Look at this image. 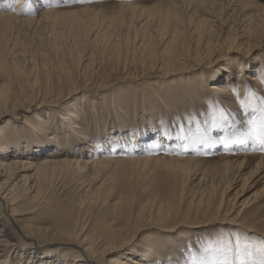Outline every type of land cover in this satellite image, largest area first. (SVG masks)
Wrapping results in <instances>:
<instances>
[{
	"label": "rangeland",
	"instance_id": "obj_1",
	"mask_svg": "<svg viewBox=\"0 0 264 264\" xmlns=\"http://www.w3.org/2000/svg\"><path fill=\"white\" fill-rule=\"evenodd\" d=\"M26 1L32 18H39L48 5L47 0ZM49 1L60 13L86 11L83 20L93 31L87 36L68 21L0 27V58L9 71L0 72V94L10 92V106L17 95L27 99V106L44 105L53 111L50 124L41 125L37 112L10 125L8 117L0 120L5 146L13 151L11 147L24 141L38 140L39 145L24 152L40 163L88 159L103 151L119 159L157 158L167 151L176 159L168 170L148 164L122 174L118 168L95 172L67 164L48 167L42 200L36 207L25 205L30 210L21 224L24 233L42 245L38 251L66 259L74 247L57 245L64 235L86 225L85 233L93 237L99 227L112 225L125 234L131 230L128 255L139 261L147 258L142 264H154L150 247L165 238L170 246L174 238L181 244L165 264H239L235 248L225 251L216 238L239 236L257 248L264 243V162L237 156L255 150L264 155V144L255 138L264 137V23L251 34L253 28L245 21L264 0H216L212 9L198 8V3L188 8L177 0L181 29H186L184 39L174 44L170 38L175 22L165 25L160 15L171 0ZM124 2L152 15L135 17L130 28L126 11L123 24L115 27ZM200 17H208L210 26L198 27ZM145 32L154 39L152 47L146 46ZM184 56L192 58L183 65H162V60L180 62ZM13 62L22 74L9 86ZM65 116L71 124L60 122ZM130 133L137 138L131 139ZM44 143L49 145L42 148ZM186 167L198 174L187 183L190 199L187 206H177V213H168L162 194L167 186L179 185V171ZM119 255L115 251L105 257L109 261ZM28 257L16 252L13 264H27ZM261 258L253 250L248 264H259Z\"/></svg>",
	"mask_w": 264,
	"mask_h": 264
},
{
	"label": "bare ground",
	"instance_id": "obj_2",
	"mask_svg": "<svg viewBox=\"0 0 264 264\" xmlns=\"http://www.w3.org/2000/svg\"><path fill=\"white\" fill-rule=\"evenodd\" d=\"M15 1H17V4L13 5V3ZM48 1L49 0L45 1V3L48 5H45L44 7H42V9L40 11V17L39 18H32L31 17L32 13L26 9L27 3H28L26 0H0V27H4V26L8 27L13 22H18L21 24H28L29 25V24H32L34 22H40V21L49 22V21H51V23H53L55 26L58 24L63 25L62 23H64V22L67 23V21H68V23H67L68 26H69V23L72 26H77V27L79 26L83 30V33H86L87 36H88L90 31L91 32L93 31V28H92L93 26L89 25L85 19H84L85 21L83 20V18L85 16L83 14L86 11L82 10L79 13L73 12L70 14L69 13H66V14L60 13L55 6L50 4L52 1L51 2L49 1V3H48ZM182 2L184 3V5H185V3L188 4L189 5L188 8L190 7V5L198 3V5H197L198 8L201 7V9L202 8L203 9L204 8L205 9H212V6H213V4H215L216 0H182ZM45 3L43 2L42 4H45ZM255 5H257V7L255 6L256 7L255 10H257V11L254 12V14L252 16H247L246 20H245V21H248V23L250 24V29H251V27L253 28L250 32L251 34H253L255 31L258 30L260 23L261 24H262V22L264 23V18L262 20H260L261 16L264 17V5L263 4H257V3ZM177 6H178L177 0H171L169 3V7L166 8V12L164 14H160V15H163V18H164L163 21H164L165 25H168L171 21L175 22V23H173L174 26H172V27H174V31L172 32L171 38H170L171 44L176 43V41L179 38L181 40L184 39V36H185V30L184 29H186V28L181 29L183 21H182L181 14L177 10L178 9ZM193 7L195 9L196 5L192 6V9H193ZM216 7H218V6H216ZM247 7H250V5L248 4ZM121 10H122V13L115 18V23H116L115 27H119L123 24V22H124L123 17L125 15L124 13L126 11H129V14L131 17L130 28L132 26V23L133 24L135 23V17H138V16L140 17L145 12H147V9H145V8H144V10L139 9L138 6L136 8L135 3L132 4L130 2L122 3ZM190 10H191V8H190ZM148 12H149V10H148ZM148 12H147V14L149 16L152 15L151 11L149 13ZM194 12H196V14H197V10ZM119 13H120V11H119ZM16 14H18L19 16H16ZM129 14L127 13L126 15H129ZM208 15H206V16H208ZM207 18L204 17V19H201V17H200L201 20L200 19H199L200 21L198 20L200 22V24H199V26L198 25L197 26L198 27L210 26L211 21ZM66 23H64V24H66ZM249 24H248V26H249ZM140 25H142V24H140ZM168 26H170V25H168ZM198 30H201V28ZM248 30H249V28H248ZM199 32H201V31H198V33ZM143 34H144V37L147 35L148 43L146 46L152 47L154 44V39L152 37H150L149 32L148 33L145 32ZM191 34L193 35V33H191ZM201 34H202V32H201ZM198 38H199V36H198ZM198 38H196V39L198 40ZM207 44H208L207 46L211 45L209 43H207ZM149 57H152V56H149ZM170 57H172V56H170ZM191 58L192 57L186 56L185 58H182L180 60V62H179V60H178V62H176V60H168V61L162 60V62H164V63H162V65L163 66H174L175 64L183 65L185 62H187ZM193 58L200 59L201 56H195ZM3 59L0 58V72H2V73L3 72H9L7 70V67L5 65V61ZM12 66H14L13 68L15 69V73H14V75H10L9 73H7L8 74V76H7L8 82L7 83L9 84V86L13 84V82H12L13 80L17 79V77H21V74H22V71L20 72L17 70L16 67H18V66L15 63ZM10 70H11V68H10ZM0 75H3V74H0ZM202 76H203V79L206 80L208 73L205 71V73ZM251 80L256 81L257 78H254ZM10 97H11L10 92H7V90L4 92L2 91L0 94V120L8 117L9 120L7 122V125L12 124L13 121H17L20 118L26 119V114H28L30 112H37L35 115H36L37 120L41 123V125L43 123L44 124H50L51 123L50 122L51 120L49 118L51 116V113L53 112L52 109H50L44 105L37 106L35 104H30V105L28 104V106H27V104L25 103L27 101V99L19 98L17 95H16V99H15L14 103L10 106L9 105ZM54 106H58V104H55ZM62 108H64V107H62ZM47 109H49V110H47ZM39 111H40V113H39ZM44 111H47V112H44ZM79 116H80V114H79ZM70 121H69V118L67 116H65V118H63L60 122H62L63 124H66V123L71 124ZM2 134L3 133L1 132L0 136H2ZM50 134H51V132H50ZM138 134H137V136H138ZM47 135H48V133H47ZM128 135L131 137V139L137 138L135 136V133L127 134V136ZM49 137H51V136H49ZM53 138H54V136H53ZM95 142H94V144H95ZM138 142H140V141H138ZM113 143H115V142H113ZM37 145H39L38 140H31V141L27 140V141H24V143H21V145H17L16 148L11 147L13 150V151H11V150H9L10 148L6 147L5 143H3L2 140L0 139V264H13V259H12L13 255L16 252H21V251L22 252L24 251L26 254L27 253L29 254L27 264H33L35 262V259L39 258L37 256H41L43 254L44 255H43L42 259H39V261L37 262L38 264H63V263L65 264V262H67V261H69V264H142L143 261H147V258H145V257H142V259H140V261H139V260H136L135 258L134 259L131 258V256L128 255V252H129L130 248L132 247V239L130 236L131 230L130 231L127 230V233L125 234V232H123V230H121V229L119 230L118 228H116L112 225H106L105 227H99L96 230V233H93V237H92V236H88V234L85 233V232H88L86 225H84V226L82 225L79 227L76 224L77 227H76V231L74 233L72 231V233H70L68 235H64L63 238H61V240H64V241L57 242L58 244L56 243L59 246L70 245L71 247H74V251H71L72 253H69L67 255L66 259L65 258L62 259V258H59L57 256L53 257V256H50L48 253H46V254L42 253V252L37 250L39 247H42V245H40L37 241L33 240V238H31L29 233H24V229L21 226L22 223L25 224L24 216L29 214L28 211L30 210V208H26L25 205L27 204V205H34L35 206V204H38L40 202V200H42L41 198H43L42 195L44 194L43 189L45 188L43 186V184H45L44 174L46 172L45 170H47L48 167H56L57 165L67 164V166L71 165L77 170H83V169L87 168L90 171L94 170L96 168H105V169H109V170H110V168H116V169L118 168V171H120V173L122 174V173L128 172V170L131 171V169L135 168L136 166L137 167L143 166L145 168V166L148 164H155V165L160 164L161 166H163L161 168H165L168 170V169H170L171 165L173 164L172 162L176 158L171 157V154L169 152L164 151L165 153L161 154V157H157V158H154L153 156H149V155H143V156L139 155L137 157H128V159L127 158L126 159H119L114 154L106 153V151H103L105 153H101L98 157L95 156V157H90L88 159L87 158L84 159L81 157L80 159H71V160L62 159L59 162L56 160L55 161L54 160H47V161L40 163V162H37L36 160H32L28 156L29 154L27 155L24 152V150H27V151L31 150V149L33 150ZM40 145H42V144H40ZM48 145H49V143H44V145H42L41 147L45 148ZM50 145H51V143H50ZM96 145L100 147V143L96 144ZM51 146H53V145H51ZM42 148H41V151H42ZM36 149H38V148H36ZM9 153H11V154H9ZM237 156L258 158L260 161L264 162V155L257 152V150L253 151L252 153H248V154H238ZM220 157L221 158L225 157V153L222 152L220 154ZM191 160L193 161V160H195V158H192ZM192 161H189V162H192ZM173 169H175V168H173ZM177 173H176V175H178ZM179 173L181 174V175L179 174L180 177H182V181L179 183V185L177 184L176 186H174V185L167 186L164 194H162V202L164 203V205L166 207H170V209L168 210V213H172V212L177 213L179 206H184L185 204H188L187 201L190 198L188 195L189 193L187 192V189H188L187 183L189 182V180L194 179L198 175L194 168H188V167L184 168V170L179 171ZM118 174H119V172H118ZM89 175H90V173H89ZM179 175H178V177H179ZM160 194H161V192H160ZM185 206H187V205H185ZM168 213H166V214H168ZM160 217H161V214H160ZM128 222H129V220H128ZM83 234H85V236ZM83 236H84V238H83ZM165 239H161L159 241L158 240L154 241L150 247L148 254L150 255L151 253H154L155 259L152 260V262H154V264H165L167 261L169 262L175 254V249L179 246L181 247V244L179 243L180 239L174 238V239H172V241H169V242H172V244H173L171 246L169 244H167L168 243L167 241H164ZM162 244H167V245H162ZM115 251L120 253V255L118 257L111 258L109 261H107L105 256L107 254L115 252ZM148 254H146V255H148ZM103 256L105 257V259Z\"/></svg>",
	"mask_w": 264,
	"mask_h": 264
},
{
	"label": "snow or ice",
	"instance_id": "obj_3",
	"mask_svg": "<svg viewBox=\"0 0 264 264\" xmlns=\"http://www.w3.org/2000/svg\"><path fill=\"white\" fill-rule=\"evenodd\" d=\"M256 139L260 140L264 144V137L257 135ZM218 242L223 245V248L227 252H231L235 248L237 252V260L239 264H248V261L251 259L253 250H256L260 253L261 259L259 264H264V243H262L258 248L256 245L249 244L247 241L243 240L241 237L237 236L234 239L228 236L218 235ZM246 257L248 258L246 260ZM225 264H236L235 261H226ZM252 264H255L252 261Z\"/></svg>",
	"mask_w": 264,
	"mask_h": 264
}]
</instances>
